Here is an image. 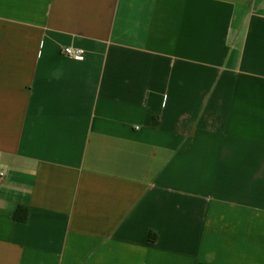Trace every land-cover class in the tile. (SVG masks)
Returning <instances> with one entry per match:
<instances>
[{
	"label": "crops",
	"instance_id": "crops-1",
	"mask_svg": "<svg viewBox=\"0 0 264 264\" xmlns=\"http://www.w3.org/2000/svg\"><path fill=\"white\" fill-rule=\"evenodd\" d=\"M0 171V264H264V0H0Z\"/></svg>",
	"mask_w": 264,
	"mask_h": 264
},
{
	"label": "built area",
	"instance_id": "built-area-1",
	"mask_svg": "<svg viewBox=\"0 0 264 264\" xmlns=\"http://www.w3.org/2000/svg\"><path fill=\"white\" fill-rule=\"evenodd\" d=\"M64 54L71 58L78 61H83L85 59V51L80 48L75 47H67L63 50ZM5 177V173L3 171H0V180Z\"/></svg>",
	"mask_w": 264,
	"mask_h": 264
},
{
	"label": "trees",
	"instance_id": "trees-1",
	"mask_svg": "<svg viewBox=\"0 0 264 264\" xmlns=\"http://www.w3.org/2000/svg\"><path fill=\"white\" fill-rule=\"evenodd\" d=\"M20 212H22V209L19 208L16 212H15V220L20 221V222H25L27 220V214L26 212L23 213V216L20 217Z\"/></svg>",
	"mask_w": 264,
	"mask_h": 264
}]
</instances>
